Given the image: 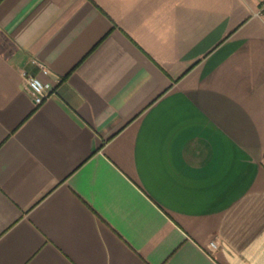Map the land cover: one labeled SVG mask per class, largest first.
<instances>
[{
    "label": "crops",
    "instance_id": "0c3cea01",
    "mask_svg": "<svg viewBox=\"0 0 264 264\" xmlns=\"http://www.w3.org/2000/svg\"><path fill=\"white\" fill-rule=\"evenodd\" d=\"M260 2L0 0V264H264Z\"/></svg>",
    "mask_w": 264,
    "mask_h": 264
},
{
    "label": "built area",
    "instance_id": "2783aa9c",
    "mask_svg": "<svg viewBox=\"0 0 264 264\" xmlns=\"http://www.w3.org/2000/svg\"><path fill=\"white\" fill-rule=\"evenodd\" d=\"M255 15L264 21V0H261L258 10ZM22 82L26 92L30 95L34 105H39L42 101L49 96L52 86L48 82L42 81L39 77L31 75L26 71H22ZM218 246V239H211L207 247L214 250Z\"/></svg>",
    "mask_w": 264,
    "mask_h": 264
}]
</instances>
